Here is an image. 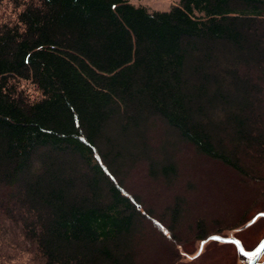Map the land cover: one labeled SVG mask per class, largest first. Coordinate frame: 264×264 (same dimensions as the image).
<instances>
[{
	"label": "trees",
	"instance_id": "16d2710c",
	"mask_svg": "<svg viewBox=\"0 0 264 264\" xmlns=\"http://www.w3.org/2000/svg\"><path fill=\"white\" fill-rule=\"evenodd\" d=\"M3 9L0 264H151L146 225L187 250L264 211V0Z\"/></svg>",
	"mask_w": 264,
	"mask_h": 264
},
{
	"label": "rangeland",
	"instance_id": "374dc122",
	"mask_svg": "<svg viewBox=\"0 0 264 264\" xmlns=\"http://www.w3.org/2000/svg\"><path fill=\"white\" fill-rule=\"evenodd\" d=\"M135 4H142L149 9L155 10H168L172 4L179 0H130ZM11 10H2L0 16H8ZM25 88L29 89L30 95L34 94V88L32 85H25ZM249 202V203H248ZM248 204V205H247ZM247 208L250 206L257 205L263 207L264 205V189H257L250 194L248 201L245 204ZM236 207V206H235ZM236 212V211H235ZM231 213L228 216L222 218V220L214 221L209 223L211 230L209 234L218 233L215 231L216 225L219 224L222 230L220 235L224 236H236L244 244L247 250H251L257 246L260 240L264 237V217H259L254 223L240 227L235 230H228L233 228L240 223H237L242 216V211ZM244 212V211H243ZM256 212H253L250 216L254 218ZM146 239L149 242L148 253L146 252L147 259H154L151 264H244V261L240 259L237 249L234 243L220 242L216 240H208L201 248V242L198 238L189 241L187 250L179 249L177 246L165 247L163 250L160 249L158 242L164 241L162 233L158 229L151 225H146ZM212 231V232H211ZM166 242V241H165ZM167 245H170L168 242ZM153 251V252H152ZM28 256H19L16 258L18 263H24ZM156 258H163V260ZM259 264H264V255L261 258Z\"/></svg>",
	"mask_w": 264,
	"mask_h": 264
},
{
	"label": "water",
	"instance_id": "95a60500",
	"mask_svg": "<svg viewBox=\"0 0 264 264\" xmlns=\"http://www.w3.org/2000/svg\"><path fill=\"white\" fill-rule=\"evenodd\" d=\"M259 217H264V211L258 213L254 218L248 222L246 225L254 223ZM245 225V226H246ZM208 240H216L220 242L234 243L237 249V253L244 264H259L261 258L264 255V237L260 240L256 247L251 250H247L243 242L236 236H224L220 234H214L209 236V238L201 242V248Z\"/></svg>",
	"mask_w": 264,
	"mask_h": 264
}]
</instances>
